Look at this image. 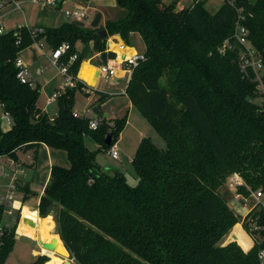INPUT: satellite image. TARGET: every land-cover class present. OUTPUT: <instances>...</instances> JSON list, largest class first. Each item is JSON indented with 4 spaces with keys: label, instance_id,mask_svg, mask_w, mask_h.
I'll return each mask as SVG.
<instances>
[{
    "label": "trees",
    "instance_id": "16d2710c",
    "mask_svg": "<svg viewBox=\"0 0 264 264\" xmlns=\"http://www.w3.org/2000/svg\"><path fill=\"white\" fill-rule=\"evenodd\" d=\"M183 1L116 0L124 13L97 28L66 22L44 27L37 39L26 28L0 36V104L14 120L1 133L0 157L18 160V151L31 152L28 166L35 169L42 144L67 152L71 165L52 167L39 215L55 212L72 264H263L264 209L256 206L245 217L237 215L223 188L238 175L244 181L238 195L247 199L264 191V111L252 75L241 71L238 49L219 55L217 48L233 35L242 14L264 59V0H223L214 13L205 8L206 0L180 7ZM101 29L108 37L120 35L128 46H134L131 36L137 34L145 45L126 94L166 147L142 138L133 160L137 187L120 170L103 171L98 151L87 147L91 140L108 151L127 125V115L104 116L106 96L94 107L101 122L92 131L88 119L73 114L82 83L58 98L60 112L52 119L38 107L40 87L17 79V56L36 40L52 50L69 43L71 50L61 59L67 63L78 42L94 41L95 53L106 51L108 37L102 41L96 33ZM81 61L79 55L71 68L75 75ZM109 133L111 146L105 144ZM29 187L30 182L18 187L23 200ZM5 218L0 205V226ZM238 223L254 240L247 252L236 241L221 243ZM16 241L14 224L0 236V264L7 263ZM46 256L30 264H44Z\"/></svg>",
    "mask_w": 264,
    "mask_h": 264
},
{
    "label": "crops",
    "instance_id": "0c3cea01",
    "mask_svg": "<svg viewBox=\"0 0 264 264\" xmlns=\"http://www.w3.org/2000/svg\"><path fill=\"white\" fill-rule=\"evenodd\" d=\"M92 1L96 2L99 5L100 9L98 10L99 11L98 13L102 14L100 25L101 24L104 25L106 23V21L110 19V17H108V16L106 17V19H104V13H106V15H107V13L109 12L110 7H108V5H110L113 8L116 6V0H89V1L67 0L65 3L61 4V6L58 9L42 8V7H38V6L34 5L36 7V9L34 7H32V8L30 7V12H29L28 16H27L26 12H24L22 7L18 8L14 4L11 3V4H8L1 9H5L6 7H8L10 5H14L16 9L21 10V12L23 14V19H21V22H18L12 28H9L8 24L6 26L4 23H3V27L7 33L11 32V31H18L27 25L29 27H54V28H57V27H60L62 24L68 22L64 16V13H63L64 9L75 8V7H77V8L89 7V5ZM25 3H28V5H29V2H24L22 4H25ZM70 3H73L74 6L70 7L69 6ZM181 4H182V2L180 3V7L186 6V5H181ZM28 7H27V9H29ZM7 14L8 13H6L4 16H6ZM0 18L2 19V22H3V17L0 16ZM103 19H104V22L102 23ZM115 40L117 42H114ZM131 40L133 41L134 46L126 45L118 35H116L115 37H109L107 39V50L112 49L114 51L115 50L117 51L115 46H117L121 43L125 44L128 48L136 49L138 52H141V53L145 50V45H144V43H143V41L139 35H137V34L132 35ZM93 46H94L93 41H90L88 43L78 42L76 44V50L79 53V55H81V57H82V61L80 64V68H79L77 77L80 81H83L86 85H88L87 82L84 79H82V77H80V71H81L83 65L87 64L89 68L90 67L96 68V67H100L101 65H103V63L99 59L100 53H95L93 51ZM46 48L47 47H45L44 49H41V48H39L38 45L32 44L31 46L25 48L24 50L20 51V53H19V55L22 57V59L27 64V66L30 70V73L32 76V81L34 83V87H40L41 94H42V88L46 89V85L51 80V78H49L50 76H46V73L50 70L49 68H47L44 72H41V70L44 68L43 58L47 57L49 60V57L51 56V54H49L45 50ZM47 49H49L52 53V49H50V48H47ZM35 65H37V66H36V72L34 73L33 68ZM54 69H56L58 75L61 77L62 80L58 86L57 85L54 86L55 88H54V91L51 94V96L56 91H59L63 86L62 75L59 73L57 68L54 67ZM131 74H132V71L128 72V71H125L124 69H122L121 67H119V71H117V73L114 76L109 78V80L102 77L103 78L102 83H100V78L97 80V83L91 82L93 85H95V84L96 85L95 86H89L88 85L90 88V91L86 95L89 99V102H88L89 106L86 107V109L91 108L94 110V107L97 105V102L100 99H103V96H106V98H104L102 100V104H101V111L104 113V116L106 118L114 120V119H120V118L124 117L125 115H127V117H128V114L132 112V109L134 106L131 99L126 94V89H127L128 83L130 81ZM35 75H37L41 79L42 83H44V85H45L44 87L39 81L37 82L34 79L33 76H35ZM94 76H95V73L93 72V69H92V71H90V73H89V82L93 81L92 79H94ZM112 88L119 89L118 91H120V93H121L120 97H116V99L109 97L110 94L112 93V91H111ZM41 94H40V96H41ZM51 96L47 97V101ZM47 101H46V103H47ZM37 104H38V107L41 108V110L44 113H46L45 108L41 107L39 102ZM106 107H107L108 111H106ZM59 112H60V110L55 112V114L52 116H49L47 113L46 114L50 118L53 119L59 114ZM93 116L100 117L99 114L95 110H94ZM0 120H1L0 121L1 122L0 123V136H1V133L10 130L12 125H9L3 118H1ZM1 124H4L6 127L1 128ZM144 137H145L144 134H142V138H144ZM142 138H141V140H142ZM17 153H18V158H19L18 161H19L20 165H22V167H24L26 169L25 174L22 175L21 178L23 180H26V182H30L29 192L27 194L26 199L23 200V194L19 193L18 194L19 199L16 200V206L18 208V213H21V215H22V221L19 225L21 228L17 229V238L19 236H25L31 240H36L37 238H35L34 234L32 233V231H36L38 234V240L40 241V238L42 236V233L40 231V223H39V219L42 218L39 215L40 197L43 195L44 190H45V188H46V186L50 180L51 169L54 165L69 168L71 164H70L68 154L66 151L50 148L45 144H42L41 147L39 148L38 160H37L35 169H32L28 166L30 163H32L31 159H29L31 152L24 153L22 151H18ZM8 159H9V157H2L0 159V163L6 162ZM237 178L240 180V177H238L237 175H233L229 179L233 180V182H235V184H236V181L238 180ZM5 183L6 182L4 181L1 184L0 188H3V184H5ZM237 187L231 188L230 192H231V194H233L234 197L230 196V199H233V200H229L230 201L229 205L231 203L233 205V207L231 205L230 206L235 209L237 202H240L242 205L241 204L237 205L238 206V208H237L238 212H236V213L239 216L245 217L250 212L251 209L246 210L245 206L247 205V200L244 199L242 196L238 197ZM26 215H27V217H26ZM50 216H52V215H50ZM25 218L28 219L27 223L24 222ZM52 218L55 219L53 216H52ZM238 225L240 226V230L247 237V240H246V243L248 245L247 248H244L243 246L240 245L241 248L247 252L254 246V240L245 231L242 223L236 224L234 226L233 230L231 231V234H233L235 232V228ZM25 226L28 229H30V231L25 233L22 230V228H24ZM230 235H229V237H230ZM229 237H226V241L223 243V245H226V244L233 241V239H230ZM248 243L249 244L251 243L250 244L251 246ZM42 254H46L43 251V247H41L40 251H38V250L32 251V256L35 258V260Z\"/></svg>",
    "mask_w": 264,
    "mask_h": 264
},
{
    "label": "built area",
    "instance_id": "2783aa9c",
    "mask_svg": "<svg viewBox=\"0 0 264 264\" xmlns=\"http://www.w3.org/2000/svg\"><path fill=\"white\" fill-rule=\"evenodd\" d=\"M66 1L67 0H63L62 2L60 0H0V9L11 3L18 8H21L22 3L24 2H29L42 8L58 9L61 4ZM63 13L68 22H84L89 18L88 7L66 8ZM244 19L245 17L240 14L233 35L230 38H227L222 45L218 47L217 51L225 55L228 52H233L238 49L237 60L241 71L247 76H249V74L252 75V79L256 84V90L259 93V103L264 111V59L260 51L253 45L250 39V31L248 27L243 24ZM24 28L28 29L34 39H37L40 35L45 33L44 27H29L27 25ZM5 34H7V32L4 29L2 19L0 18V36ZM16 44L17 46L21 44V37L19 35ZM34 44L38 45L41 49L45 48L43 40H36ZM124 46L126 45L122 43L121 47L124 48ZM70 50L71 45L69 43H63L59 48L53 49L52 54L49 57V62L58 69L63 77V86L48 99V104L58 100L61 95V90L65 92L67 88L77 87L78 83H82V91L86 94L90 91L89 86L83 81H80L77 75L71 70L79 59V53L77 51L72 53L69 56L67 63L61 61L62 57L68 54ZM116 54L117 59L109 60L107 64L100 66V77L106 79L111 78L117 73V71H119V67L125 71L131 72L132 68L136 66L141 59H144L143 53L138 51H136L132 57H125L124 53L121 56L117 52ZM15 65L17 68V79L22 84H28L34 87L30 70L19 54L15 61ZM46 69L47 67H44L41 72H44ZM0 107H2L4 111L2 118L9 125H12L14 121L13 117L9 112L4 110V104H0ZM93 113V109L87 108L82 113L74 111L73 114L77 118L88 119L89 128L92 131H96L100 126L101 117L93 116ZM108 154L114 159H119V150L116 144L111 146L108 150ZM2 157H0V159ZM29 159L32 161V155L29 156ZM25 171L26 169L20 165L19 161L12 158H9L6 162L0 163V186L4 181L6 182L3 184V188H0V205L5 207L6 216L3 225L0 226V236L4 234L6 228H11L14 224H17L18 229L22 221V215L21 213L20 215L18 214V208L16 206V196L19 194V185H24V183H26V180L21 178V176L25 174ZM236 182L237 186L244 184L242 178H240V180L238 179ZM239 196L241 195H238V197ZM250 198H253L255 201L252 207L259 206V208L264 209V191L262 189L252 192ZM254 228L257 229V227ZM259 257L264 264V249L260 251Z\"/></svg>",
    "mask_w": 264,
    "mask_h": 264
},
{
    "label": "rangeland",
    "instance_id": "374dc122",
    "mask_svg": "<svg viewBox=\"0 0 264 264\" xmlns=\"http://www.w3.org/2000/svg\"><path fill=\"white\" fill-rule=\"evenodd\" d=\"M165 1L169 2L170 0H165ZM195 1L196 0H185L182 2L181 5H186V6L191 5ZM222 4H223V0H206L205 8L209 12L214 13V12L219 10V8L222 6ZM27 5H28V3H25V4H22L21 7L24 10V12H26V14L28 16L29 12H30V7L31 8L34 7L35 9H36V7L30 3L28 5L29 7ZM69 6L73 7L74 4L70 3ZM27 7L29 9H27ZM108 7H110V9H109V12L107 13V15H106V13H104V19H106L107 16L110 18L111 17L114 18V17L118 16L119 14H121V12L124 13V9L119 8L117 6V4L114 8L111 7L110 5H108ZM99 9H100V7L96 2L92 1L90 3V5L88 7L89 18L86 21H84V26H83L84 29L91 28V23H92L94 17L96 16V14H98ZM6 13H8V14L6 16H4ZM0 16L3 17V23L6 26L8 24L9 28L14 27L18 22H21V19H23V14H22L21 10L16 9L14 5H10V6L6 7L5 9H1L0 10ZM104 19H103L102 23L104 22ZM101 25H103V24H101ZM115 36L116 35H111L109 37H115ZM118 36L121 38L120 35H118ZM121 40L123 41L122 38H121ZM114 42H117V41L115 40ZM81 43H83V42H81ZM93 45H94V41H93ZM221 45H219V47ZM47 48H49V47H47ZM47 48L45 50L49 54H52L51 51ZM134 50L136 53L137 50L136 49H134ZM217 53L219 55H223V54L219 53L218 51H217ZM43 65H44V67H47L50 69L46 73V76H50L49 78H51V80L46 85V89L42 88V94H41L38 102L40 103L41 107L45 108L46 113L49 116H52L55 114V112L60 110L61 101H60V99H58L55 102L48 105V103H46L47 97L51 96V94L53 93L54 88H55L54 86L55 85L58 86L62 79L58 75L56 69H54V66L52 65V63L49 62L47 57L43 58ZM36 66L37 65H35L33 68L34 73L36 72ZM33 77L37 82L39 81L43 85V87L45 86L44 83H42L41 79L37 75H35ZM102 81H103V78L100 77V83H102ZM118 90L119 89L112 88L111 89L112 93L110 94L109 97L115 98V99H116V97H120L121 93ZM63 93H64V91L61 90V95ZM75 99H76V105L74 106V110L76 112L81 113L86 109V107L89 106L88 105L89 99H88V97L84 91L77 89L75 92ZM106 111H108L107 107H106ZM3 112H4L3 108L0 107V119L2 118V116L4 114ZM5 127L6 126L4 124H1V128H5ZM142 134H144L145 137L151 138V140L158 147H160V148L166 147L165 139L162 137V135L159 133V131L155 128V126L148 120V118L146 116H144L140 112V110L136 106H133L132 112L129 113L128 117H127V125L124 128V130L122 131V133L120 134L119 140L116 142V145H117L118 150H119V159L112 158L111 155L108 154V151H100L98 144L93 143L91 140H87L86 144H87V147L91 151H98L96 160H97V163L99 164V166L101 167V169L103 171L112 173L113 170H120L125 174L127 183L131 187H137L140 183V180H139V176L135 170V167L133 165V160L136 156V152H137L139 143L141 141ZM229 178L225 184V187L223 188V191H227L228 197L229 196L234 197L230 191H231V188L237 187V184H235V182H233V180H230ZM17 199H19V195L16 196V200ZM229 200H233V199H230V197H229ZM254 202L255 201L253 200V198L248 197L247 198V205L245 206L246 210L251 209ZM240 204H241L240 202H237V205H240ZM230 205L233 207V205L231 203H230ZM237 205H236L235 209L233 208L235 210V212H238L237 211V208H238ZM53 214H55V212H53ZM52 216L54 217V215H52ZM26 217H27V215H26ZM54 221H55V219H54ZM55 224H56V221H55ZM54 231L56 234H58L56 225H55ZM230 234H231V232L229 233V235ZM226 237L223 239V241L221 243H224L226 241ZM233 241H235V240H233ZM33 250H38V251L41 250V246L39 245L38 239L31 240L28 237L19 236L17 238L14 250L10 254L6 264H30V263H32L35 260V258L32 256ZM45 255H47V254H45ZM56 255H58V257L61 258L63 262L71 261V264L73 263V259H71L70 254H68V256L66 258L62 257L61 255H59L57 253H56ZM49 260H50V258L47 255L44 264L49 262Z\"/></svg>",
    "mask_w": 264,
    "mask_h": 264
},
{
    "label": "bare ground",
    "instance_id": "6f19581e",
    "mask_svg": "<svg viewBox=\"0 0 264 264\" xmlns=\"http://www.w3.org/2000/svg\"><path fill=\"white\" fill-rule=\"evenodd\" d=\"M121 45H122V43L117 45V46H115V48L117 49V51L116 50L115 51L117 53H119L120 56L123 53L125 54V57H132L135 54V50L134 49H130L127 46H124V48H122ZM88 68L89 67H88L87 64L83 65V67H82V69L80 71V77H82V79H84L89 84H92L93 81L89 82V73H90V71H92V69H93V72L95 73L96 72V68H94V67H90L89 69ZM39 223H40V231L42 233V236L40 238L41 242H50V241H52V239H56L57 240V246H56L55 250L49 251V250L43 248L44 253H46L49 256V258H50L49 262H47L46 264H64L65 262H63L62 259L59 258L58 255H56V253L61 255L62 257L66 258L68 256V251H67L63 241L61 240L60 236L58 234H56L55 231H54L55 230V225H56L54 219L52 218V216H48L46 218H40L39 219ZM20 228L21 227L19 226L18 229H20ZM22 230L25 233L30 231V229H28L26 226L24 228H22ZM32 233L34 234V237L38 239L37 232L36 231H32ZM227 237H229V236L227 235ZM229 238L237 241L244 248H247V246H248L247 243H246L247 237L240 230V226L239 225L236 226L235 232L233 234H231Z\"/></svg>",
    "mask_w": 264,
    "mask_h": 264
},
{
    "label": "water",
    "instance_id": "95a60500",
    "mask_svg": "<svg viewBox=\"0 0 264 264\" xmlns=\"http://www.w3.org/2000/svg\"><path fill=\"white\" fill-rule=\"evenodd\" d=\"M61 2L63 0H60ZM101 18H102V14L101 13H98L96 14V16L94 17L92 23H91V27L93 28H97L99 27L100 25V21H101ZM74 25H77V26H80V27H83L84 26V22H81V21H74L73 22ZM97 35L98 37L102 40V41H105V39L108 37V32L106 29H101V30H98L97 32ZM99 59L100 61L105 65L108 63L109 60H115L117 59V54L115 51H113L112 49H108L102 53L99 54ZM100 74H101V71H100V67H96V72H95V76H94V79H93V82L94 83H97V80L99 79L100 77ZM87 84L89 86H95L93 84H89L87 82ZM112 138H113V134L112 133H109L105 139V144L107 146H111L112 144ZM24 222L27 223L28 222V219L25 218L24 219ZM39 245H41V247L49 250V251H53L56 249V246H57V240L56 239H52V241L50 242H39ZM68 251V250H67ZM69 254V252H68ZM64 264H71V261H65Z\"/></svg>",
    "mask_w": 264,
    "mask_h": 264
}]
</instances>
